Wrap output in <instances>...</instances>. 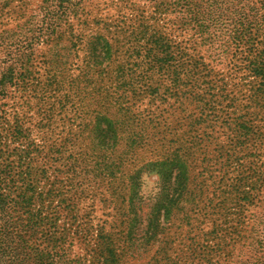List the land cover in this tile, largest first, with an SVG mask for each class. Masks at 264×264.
Segmentation results:
<instances>
[{"label": "trees", "instance_id": "obj_1", "mask_svg": "<svg viewBox=\"0 0 264 264\" xmlns=\"http://www.w3.org/2000/svg\"><path fill=\"white\" fill-rule=\"evenodd\" d=\"M169 1L151 0L160 14L181 3L202 34L231 21L224 27L223 51L234 48L232 57L242 55L252 77L243 85L247 96L242 109L224 86L218 89L210 80L204 63L189 52L179 62L178 47L124 19L110 29L102 23L112 41L104 35L84 37L83 47L74 49L83 54L81 72L65 75L63 47L83 42L82 34L71 36V45L64 41V27L79 17L80 2L44 0L36 22L28 19L12 32L0 33V264H133L140 240L154 245L181 222L191 234L212 228L213 248L209 236L203 242L189 239L187 254L200 256L193 264L229 261L224 242L240 236L243 203L250 193L227 215L209 195L217 196L216 190L209 193L210 182L191 163L213 144L214 136L205 129H214L215 104L221 100H229V112L235 115L221 125L233 127L226 150L264 151V0ZM83 22L85 32L89 24ZM38 45H46L48 54L36 69ZM119 57L125 61L119 63ZM100 59L109 60L108 65L98 67ZM100 82L104 91L96 89ZM13 91L20 94L18 101L6 109ZM32 121L38 144L26 125ZM227 157L236 164L235 152ZM40 162L51 164V179L45 167L34 170ZM144 172H155L159 179L147 211L140 193ZM242 182L238 179L236 187L247 184ZM99 197L111 213L96 223L92 204ZM253 234L252 253L243 255L240 264H264V221ZM76 245L85 248V257L73 256Z\"/></svg>", "mask_w": 264, "mask_h": 264}, {"label": "rangeland", "instance_id": "obj_2", "mask_svg": "<svg viewBox=\"0 0 264 264\" xmlns=\"http://www.w3.org/2000/svg\"><path fill=\"white\" fill-rule=\"evenodd\" d=\"M43 1L0 0V33H10L17 25L26 24L28 19L36 22L37 19L41 18ZM173 1L170 0L169 2L172 3ZM73 2H80L79 17L70 19L67 24L69 26L64 27V41L70 44L69 40L72 39L70 38L71 36L82 34L80 36L83 37V42L79 40L76 45L70 46L71 48L69 46L63 47L64 51H62V54L66 55L65 68L67 73L65 75L77 77L80 74L79 66L82 63L81 56L83 54L74 49L77 47H79L77 49H81L83 47L84 37L86 40L104 35L110 40L113 35L108 34L105 28L108 27L110 29L111 26L114 27L118 23L119 19H124L127 25H131V27H135L139 31L146 28L150 34H157L164 42L178 47L176 58L179 62L187 59L183 53L189 52L195 60L204 63L206 68L211 71L210 80L216 84V87L218 86V89H220L224 86L227 90L226 95L230 99H234L236 107L238 109L244 107L247 94H245L246 89L243 85L245 86L247 83H250L252 77L243 64L244 57L242 55L232 57L235 56L234 48H227L228 52L226 54L223 51V47L226 44L225 31H227L224 27H229L231 24L230 20L222 24L221 28H213L208 34H202L194 30V24L191 21L189 22L188 13L184 11L183 6H181L182 4L179 2L177 5H171L164 14L159 13L151 0H73ZM86 19L90 20V22ZM93 19H95L94 22H92ZM99 20L101 21L100 25L96 24ZM83 21H87L89 24V29L85 32L82 28L85 25ZM102 23L110 26L103 28ZM98 51L100 52L101 50ZM47 54L48 47L46 45L37 46L36 54L33 58L36 69L37 64L44 60ZM0 59L2 58L0 57ZM116 60L119 63L125 61V59H121L120 57ZM108 63L109 60L100 59L98 67L102 66L104 68ZM100 80L102 79L99 78L98 81ZM96 89L104 91L103 83L100 82ZM13 94L14 97L8 101L6 109H11L18 101V95L20 94L18 92ZM221 101L215 104L216 111L213 119L216 124L214 125V129H205L207 133H211L214 136L213 144L205 149L206 154L201 155L191 165L194 168L197 165L195 173H204L205 177H207L206 180L210 182L209 193L216 190L215 194H217V196L209 194L210 197L215 199V203H220L227 209V215L233 212V207L241 201L244 193H250L247 203H243L245 206L241 214L243 226L240 236L227 237L224 242L226 250L231 254L229 261H220V264H240L243 255L248 256L252 253V247H249V245L255 237V234H253L254 227L259 226L264 221V182L262 181L264 178V157L259 158L264 151H257L252 147L247 149L230 148V150H226L230 146L228 144H230V140L232 139L231 132L233 127H222L221 125L225 121L231 122L235 115L229 112V100L224 103ZM31 105V112H34L35 106L32 103ZM194 112L195 109L189 111V113ZM178 122H182V119L180 118ZM26 125L31 127V139L34 143L38 144L40 138L36 133L35 121H32V123L28 122ZM253 126L257 128L258 125L253 123ZM260 126V130L264 131V120ZM227 127L230 128V132H227ZM234 152L237 156L236 164H232L234 158L227 160V154L231 155ZM202 159L205 161L201 163ZM41 167L47 169V176L51 179L53 177L51 164L44 165L43 162H40L39 165L34 166V170L36 171ZM128 169L131 170L132 167ZM238 179H243L242 183L247 184H244L241 188L236 187ZM141 182L140 193L146 205L144 211H147L148 207L153 203L154 195L158 191V175L155 172H144ZM240 195L242 196L240 197ZM128 197H130V193ZM99 199L100 197L92 204L95 207L93 221L96 223L108 220L106 214L111 213L110 210L103 207ZM60 219L66 222L65 215L61 214ZM176 223L180 224L179 221H176ZM182 224L183 222H181L180 226L173 228L171 232L168 231L166 236H162L160 242L154 245L148 244L147 239L140 240L142 246H139L137 258L133 261V264H173L177 262L178 264L181 262L193 264V260L200 258L198 256L197 259H194L192 255L189 256L187 254L188 245L190 244L189 239L194 237L196 241L203 242L209 236V246L214 247L215 242L212 240L214 237L211 234L212 228H206L204 232H201V229H195L194 233L191 234L188 231L189 228L184 227L185 230L182 229ZM194 225L195 228H203L198 223H194ZM205 233L208 234L205 236ZM140 236H143V234ZM84 249V247L76 245L72 248L73 256L77 258L85 257ZM209 257L213 260L217 257L216 259L219 260V257L214 254H210ZM169 260L173 263H169Z\"/></svg>", "mask_w": 264, "mask_h": 264}]
</instances>
